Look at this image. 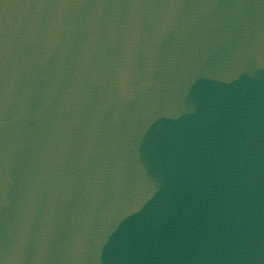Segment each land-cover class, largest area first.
<instances>
[{
	"label": "water",
	"instance_id": "95a60500",
	"mask_svg": "<svg viewBox=\"0 0 264 264\" xmlns=\"http://www.w3.org/2000/svg\"><path fill=\"white\" fill-rule=\"evenodd\" d=\"M0 264H264V0H0Z\"/></svg>",
	"mask_w": 264,
	"mask_h": 264
}]
</instances>
